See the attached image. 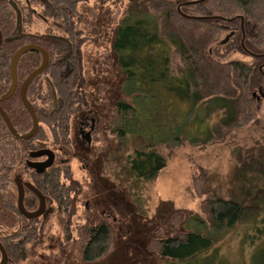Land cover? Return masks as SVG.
I'll return each instance as SVG.
<instances>
[{
    "label": "trees",
    "instance_id": "16d2710c",
    "mask_svg": "<svg viewBox=\"0 0 264 264\" xmlns=\"http://www.w3.org/2000/svg\"><path fill=\"white\" fill-rule=\"evenodd\" d=\"M13 1L21 13L20 24L10 1L0 0V31L3 39L13 38L11 41L3 40L0 44V98L10 86V61L20 47L25 44L43 47L49 54L50 63L44 73L27 88V97L35 108L40 124L36 134L28 140H15L0 115V243L10 258V264L26 258L25 242L36 232L35 221L17 218L12 172L25 154L37 148L35 140L42 131L43 121L50 125L56 140L63 136L68 125L66 120L80 93L79 89L74 90L76 70L68 75L61 72L72 47V17L76 14L78 0H46L45 3L42 0ZM184 1L189 0H129L130 12L121 19L112 41L118 68L123 76L121 93L130 99L123 98L115 103V112L119 117V127L115 130L120 136L135 130L131 129L132 122L141 121L145 129L147 124H151L152 133L155 134L153 141L163 136L172 138L171 133L162 134L158 130L167 122V117L164 114L163 117H155L160 114L162 107H167L166 104V109L171 108L172 100L175 99L186 101L193 108L202 105L207 114L221 111L219 122L209 127L204 139V142L210 141L223 131L235 127L242 115L249 113L252 99L248 90L264 83V75L253 65L241 61L217 62L208 51L209 45L217 40L222 30L232 32L230 42L241 47L239 20L188 19L176 9V5ZM40 2L46 8L44 12L34 8ZM181 11L192 16L209 14L224 18L241 14L244 18V46L249 52L264 49V0H204L182 6ZM49 18H52L56 29L68 34L71 40L59 32H53L50 27L45 28L49 36L46 33L41 35L37 20L46 23ZM20 33L23 35L19 36ZM170 47L175 49L182 61L183 66L178 70L171 67ZM70 57L72 60L73 57ZM253 60L259 63L257 59ZM40 62L41 55L37 51H28L19 58L18 85ZM0 105L16 129L21 132L31 129V116L18 91L0 101ZM139 117L140 121L137 120ZM238 161L239 166L234 172L238 187L236 193L230 194L228 198L217 195L208 199L206 219L191 215L186 219V227L182 231L166 233L158 239V255L167 264H230L221 255L216 243L236 224L247 218L252 221L264 212V148L258 152L252 149L248 155L239 157ZM165 165V156L156 150L153 142H148L127 156L125 170L132 179L152 180ZM38 185L55 196L60 204L73 209L71 188L65 186L59 174L44 176V181L38 180ZM190 221L200 224L199 229L191 228ZM262 221L261 225L255 224L254 234L247 239L249 244L257 243L250 254V264H264V243L260 244L264 236V218ZM111 239L112 231L108 222L101 220L91 224L85 232L82 260L93 262L102 257Z\"/></svg>",
    "mask_w": 264,
    "mask_h": 264
},
{
    "label": "rangeland",
    "instance_id": "374dc122",
    "mask_svg": "<svg viewBox=\"0 0 264 264\" xmlns=\"http://www.w3.org/2000/svg\"><path fill=\"white\" fill-rule=\"evenodd\" d=\"M128 4L129 0L77 1L76 14L72 17V44L76 46L79 66L74 90L81 86V92L72 105L63 136L56 140L50 125L43 121L42 131L35 140L36 144L45 142L47 146L55 143V147L63 150L57 159L67 162L59 166L58 174L65 186L71 188L74 207L60 204L50 194L52 212L34 223L36 232L24 245L27 256L16 264H167L158 255V239L166 233L182 231L191 215L206 219L208 199L217 195L228 198L236 193L234 172L239 166L238 158L252 149L258 152L264 148V100L256 99L259 88L264 90L263 82L248 90L252 99L249 113L242 115L235 127L210 141L204 139L209 127L219 122L221 111L207 114L202 105L193 108L190 103L175 99L171 108L166 109V104L155 117L163 114L167 117L158 130L162 134L171 133L172 138L163 136L153 141L151 124L145 129L141 117L137 119L140 122H132L130 126L135 130L120 136L115 130L119 127L115 103L130 99L121 93L123 76L112 41L121 19L130 12ZM34 8L39 12L46 9L41 2ZM38 24L41 35L50 27L70 39L68 34L56 29L52 18L46 23L37 20ZM229 34L227 30L220 31L217 40L209 45L211 57L221 63L241 61L257 69L258 63L244 52L247 50L244 42L243 46L240 43L242 48L231 43L230 37L221 42ZM262 39L263 46L264 33ZM170 56L173 70L183 66L173 47ZM61 72L65 73L64 68ZM84 113L93 114L97 121L89 146L80 139L76 122ZM148 142H153L156 150L165 156L166 165L152 180L132 179L125 170L126 158ZM263 218L264 212L252 221L247 218L227 230L216 243L230 264H250V254L257 243L249 244L247 239ZM101 220L110 224V246L102 257L84 262L81 251L85 232ZM190 223L191 228L199 229L200 224ZM263 243L264 236L260 244Z\"/></svg>",
    "mask_w": 264,
    "mask_h": 264
},
{
    "label": "flooded vegetation",
    "instance_id": "af4514ba",
    "mask_svg": "<svg viewBox=\"0 0 264 264\" xmlns=\"http://www.w3.org/2000/svg\"><path fill=\"white\" fill-rule=\"evenodd\" d=\"M45 1L46 0H42V3H45ZM205 16H210V15L208 14V15H205ZM237 20H239V22H240V30H241V28H243V32L241 30V32H242L241 44H242V41L244 42V40H245V34H244V18L243 19L237 18L234 21H237ZM231 35H232V32H231ZM47 36H49V34H47ZM25 45H27V44H25ZM76 53H77L76 46L72 44V47H70V49H69V54H68L69 55L68 56L69 58L67 59V62L65 63V68H64V72L65 73H63V75H68L71 72H73L74 70H76L77 68H79V66L77 64V60H76V58H77ZM251 53L253 54V56L250 55V54H248V55H250L251 57H253V58H255V59H257L259 61V63H258V71L259 72L262 71L264 69V49L262 51H260V52H251ZM47 54H48V52H47ZM40 55H41V53H40ZM70 55L73 57L72 60H71ZM262 59H263V61H260ZM41 61H42V55H41ZM73 61H74V63H73ZM49 63H50V57H49V54H48V65H49ZM48 65H47V67H48ZM47 67L45 68V70L47 69ZM44 71L39 76H41L44 73ZM262 72H261V74L264 75V73H262ZM39 76H37V77H39ZM19 86L20 85H17V88H16L15 92H17V91L19 92ZM79 90H80V88H79ZM79 92H81V90ZM258 95L259 96L256 97L257 100H259V99H263L264 100V98L262 96V95H264V90L262 89V87L259 88ZM26 96H27V90H26ZM27 99H28V97H27ZM0 101H4V100H0ZM54 104L56 106V103H54ZM80 111H81V109H80ZM83 115L84 116H81L80 118H78L76 120V122L78 124V134L80 136V139L85 143V145L89 146L91 144V142H92L93 133L96 131V123H97V121H96L95 116H93V114L92 115H89L88 113H84ZM8 118H9V116H8ZM10 122H11V120H10ZM4 124H5V122H4ZM38 124H39V122H38ZM12 126H13V124H12ZM5 127L7 129L6 124H5ZM67 128H68V125H67ZM38 129H39V127H38ZM38 129H37V131H38ZM16 130L20 134H23V133L28 132V131L21 132L18 129H16ZM8 132H9V130H8ZM10 135L13 137V135L11 133H10ZM15 140H28V139H15ZM54 144L48 145V146L45 145V142H41V143L37 144V148H35L33 150H30L27 154H25L26 156L22 160H20V163L15 166V169L12 172L11 184H12V187H13V197H14L13 198V201H14V204H15V207H16V214L18 216L17 218H19L20 220H25V221H28V222H33V221L36 222L40 218L43 219L49 213L52 212V208L49 207V203H50L49 197H51L50 196V193L48 191H46V190H44V189H42V188L39 187L38 180L44 181V176H47V175H49L51 173H56V175H58L59 166H61L62 164H65L67 162V161H59L57 159L58 155H63V150H61V148H59V147H55ZM38 150H49L52 153L51 155H53L51 165L48 166L47 168L43 169V170H40V172H38L39 170H37V169H35L33 167H30V165H29V162H44V161H46L48 159V157L46 156L47 154H44L43 156H40V157H31L30 156V153L31 152L38 151ZM64 153H65V151H64ZM25 175H27L28 177L25 176ZM17 177H19L22 180V182H29L32 185H34L45 196L46 205H45V207L43 209L42 214L39 217L34 218V219H27V218H25L24 216H22L19 213L18 208H17L18 190H17V186H16V183H15V179ZM23 205H24L25 209L27 211H30V212H34V211H36L39 208V200H38L37 196L32 191H30L28 188H26L25 186H24ZM46 211H48V213H46ZM5 253H6V256H7V262H6V264H10L11 263L10 258L8 257L6 251H5ZM0 261H1V252H0Z\"/></svg>",
    "mask_w": 264,
    "mask_h": 264
},
{
    "label": "water",
    "instance_id": "95a60500",
    "mask_svg": "<svg viewBox=\"0 0 264 264\" xmlns=\"http://www.w3.org/2000/svg\"><path fill=\"white\" fill-rule=\"evenodd\" d=\"M12 7L14 8V10L17 13V20L18 23L20 24L21 21V13L19 8L17 7L16 3L13 0H9ZM204 0H189V1H184L180 4H178L177 6V10L178 12L183 16L186 17L188 19H192V20H207V19H212V18H217V19H221L224 21H229L232 22L237 18L243 19V16L241 15H236L232 18H224L221 16H192V15H187L181 12L180 8L182 6H186V5H193V4H198L203 2ZM242 32H243V28H241ZM18 31L20 32V28L18 29ZM23 34L20 33L19 36H22ZM231 33L229 35H227L221 42L224 43L229 37H230ZM13 38L9 37V38H5L3 39L2 33L0 31V44L2 43L3 40L5 41H11ZM242 46H243V41H242ZM28 51H37L39 53H41L42 55V61L40 63V65L38 67H36L32 72H30L27 77L22 81V83L19 86V95H20V99L23 103V105L25 106V108L27 109V111L29 112L30 116H31V120H32V127L31 129L23 134H20L13 126L12 123L10 122V119L8 118V115L6 114V112L2 109V107L0 106V115L2 116L7 129L9 130V132L13 135V137L15 139H29L31 138L37 131L39 124H38V119H37V115H36V111L32 105V103L27 99L26 96V90L28 85L37 77L39 76L47 67L48 65V54L47 52L44 50V48H42L39 45L36 44H27V45H23L22 47H20L12 56L11 61H10V76H11V83L9 86V89L7 90V92L1 97L0 100H6L8 98H10L18 85V81H17V62L19 60V58L26 52ZM248 54L252 55L253 54L247 50H245ZM264 98V95H262ZM44 154H47L46 156L48 157V159L44 162H29L30 167H33L37 170H39L38 172H40V170H43L45 168H47L48 166L51 165L52 163V157L53 155H51V151L49 150H38V151H34L30 153L31 157H40L43 156ZM15 183L17 186V190H18V198H17V208L19 213L24 216L27 219H34L39 217L42 212L43 209L46 205V200H45V196L40 192V190H38L34 185H32L29 182H22V180L17 177L15 179ZM24 186L26 188H28L30 191H32L38 198L39 200V208L34 211V212H30L27 211L23 205V197H24ZM46 213H48V211H46ZM0 252H1V261L0 264H6L7 262V256L6 253L2 247V245L0 244Z\"/></svg>",
    "mask_w": 264,
    "mask_h": 264
}]
</instances>
